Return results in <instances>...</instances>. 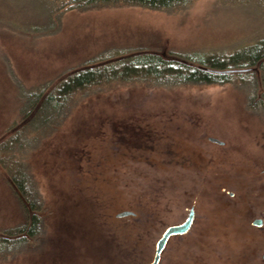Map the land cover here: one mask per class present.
Here are the masks:
<instances>
[{
	"label": "rangeland",
	"instance_id": "1",
	"mask_svg": "<svg viewBox=\"0 0 264 264\" xmlns=\"http://www.w3.org/2000/svg\"><path fill=\"white\" fill-rule=\"evenodd\" d=\"M263 38L253 0L170 10L0 0V142L20 123L22 94L111 51L228 54ZM243 84L123 82L76 94L26 157L39 234L0 264H150L190 209L189 230L169 238L158 264H264V107L248 106ZM19 211L0 168V232L21 223Z\"/></svg>",
	"mask_w": 264,
	"mask_h": 264
},
{
	"label": "trees",
	"instance_id": "2",
	"mask_svg": "<svg viewBox=\"0 0 264 264\" xmlns=\"http://www.w3.org/2000/svg\"><path fill=\"white\" fill-rule=\"evenodd\" d=\"M68 9L124 4L149 10H170L193 0H47ZM233 1V0H231ZM264 7V0H253ZM241 82L251 108L264 107V38L228 54L156 53L115 50L82 65L60 81L35 86L22 94L20 123L0 142V168L7 177L22 217L0 232V254L15 252L33 241L42 224V202L26 168V157L39 138L56 126L76 94L112 83L153 85H223ZM9 129V130H10Z\"/></svg>",
	"mask_w": 264,
	"mask_h": 264
},
{
	"label": "water",
	"instance_id": "3",
	"mask_svg": "<svg viewBox=\"0 0 264 264\" xmlns=\"http://www.w3.org/2000/svg\"><path fill=\"white\" fill-rule=\"evenodd\" d=\"M211 141L216 142L215 140H211ZM129 215H132V213L122 212V213H119L117 215V217L121 218V217L129 216ZM193 216H194V211H193V209H190L188 216L183 223H181L179 225L170 226L164 231V233L162 234L160 239L156 242L154 256H153V259H152L150 264H158L159 263L161 253H162L167 241L169 240V238H171L173 236L185 234L189 230V228L192 224V221H193ZM260 223L261 222L258 220L253 221V225H255V226H259Z\"/></svg>",
	"mask_w": 264,
	"mask_h": 264
}]
</instances>
